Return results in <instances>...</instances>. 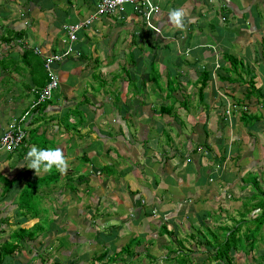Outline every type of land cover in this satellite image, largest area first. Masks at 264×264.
<instances>
[{
	"label": "crops",
	"instance_id": "crops-1",
	"mask_svg": "<svg viewBox=\"0 0 264 264\" xmlns=\"http://www.w3.org/2000/svg\"><path fill=\"white\" fill-rule=\"evenodd\" d=\"M141 1L145 3L143 7L138 5L135 9L134 5L126 6L121 18L115 15L98 16L79 29L72 43L74 51L67 53L63 26L88 19L95 11L97 0H0V41L1 37L9 38L15 32L22 33L21 38L3 43L0 49V135L9 122L20 120L23 116L21 124L25 131L21 145L14 151L0 149V168L6 173L0 171V180H3L0 186V222L5 221L9 214L13 216V212L20 208L17 205L18 195L16 198L14 194L9 197L10 193L7 192L11 190L5 191L4 184H13L12 180L24 176L25 172L29 175L34 172L33 177L38 176L26 166V154L32 141L41 142L36 134L41 130L42 117L48 118L49 123L44 130L45 135L64 151L69 160L65 174L55 169L39 174H54L56 177L50 181L61 179L69 189L65 190L66 200L61 201L59 197L63 193L57 199L53 195L49 197V193L53 194L54 191L47 188V198L61 201L56 204V226L53 225L58 229L52 231L64 233L66 241H71L74 233L67 226L72 223L75 211L78 217L81 210L75 206L74 192H96L93 193L96 201L92 203V207L96 208L94 212L103 218L112 213V219L121 223L118 232L126 233L122 225L129 219L135 221L138 216L132 206L138 208L145 219L135 223L141 224L140 229L149 238L154 225L172 234L179 233L177 221L182 223L184 218L193 216L188 213L191 209L195 210L190 201L201 194H209L211 187H221L223 178L217 180V166L209 162L217 158L216 152L219 153L220 148L223 151L230 138L222 135L226 126L218 119L204 122L208 119L207 112L213 113L214 108L218 107L216 85L223 86L227 82L219 78L224 74L220 66L227 65L225 54H234L233 44L238 37L234 35V26L242 17L240 9H244L246 3L243 0ZM175 8H182L186 13L182 30L168 21L169 10ZM149 25L153 28H149ZM155 28H159V32ZM33 48L41 51L39 56L33 52L40 60H30L35 54L25 59L23 49ZM3 54H8L7 59L14 60L13 64H4L6 58ZM51 54L61 56V60L51 64L59 81L52 94L53 101L47 106L35 105L34 108L38 107V110L31 109L35 100L33 88L35 85L41 87L47 81L44 59ZM17 63L20 64L19 70H16ZM110 65L115 66L109 68ZM33 69H38L37 78H26ZM106 71L114 72L122 79L128 78L129 92L121 95L120 88L112 90L115 80L111 82V78L105 76ZM7 77L10 79L5 82ZM205 78L206 82L203 81ZM202 82L205 84L202 91L205 92L200 95ZM107 85L110 94L107 93ZM4 87L10 94L7 100L10 105L1 104L5 100ZM120 96L124 97L125 103L118 99ZM40 107L43 108L42 113ZM33 109L38 113L34 115ZM181 111L191 118H187L191 124L190 134L183 137L179 125L183 122L179 118ZM197 116L204 121L195 120ZM132 124L133 131L129 129ZM106 128L109 130L103 132ZM176 134L177 140L173 139ZM219 138L223 139L219 142ZM73 140L79 143L72 144ZM107 144L109 147L104 149ZM167 144L172 146L168 152ZM95 145H103V149H95ZM149 147L157 155L152 154ZM227 157L233 156L228 152L223 161ZM112 168L114 170H106ZM137 169L144 174V180L138 178ZM204 170H208L206 173L212 179H207L212 183L203 178ZM86 171H90L91 175ZM16 172L19 173L17 177L9 179L7 174L14 175ZM160 183L164 184L163 188L159 187ZM209 183L211 186L204 190ZM175 186H179L176 194L171 190ZM150 191L155 192L153 197ZM141 192L147 194L145 202L140 199L142 196L136 199ZM108 194H113L116 199L120 195V205L114 201L109 205V198L105 197ZM101 195L103 201L100 200ZM121 196L127 202L121 201ZM159 197H165L167 201L162 202L158 200ZM128 199L132 204L121 208L122 204L128 203ZM138 200L140 207L137 206ZM186 200L187 205H184ZM90 207L88 204L86 209ZM19 211L15 212L12 220L16 222V230L19 227L27 228L23 223L30 219L29 214ZM121 215H125L122 216L124 218ZM131 215L134 219L130 218ZM197 217L199 214L193 216ZM37 221L38 217L35 216L33 223L37 225ZM4 223L10 230L9 223ZM44 229L36 234L35 239L42 235ZM12 231L7 232L1 240L9 239ZM123 233L115 237L123 240L127 235ZM132 239L136 240V237L133 235L128 241ZM148 245L154 247L153 244Z\"/></svg>",
	"mask_w": 264,
	"mask_h": 264
},
{
	"label": "rangeland",
	"instance_id": "rangeland-1",
	"mask_svg": "<svg viewBox=\"0 0 264 264\" xmlns=\"http://www.w3.org/2000/svg\"><path fill=\"white\" fill-rule=\"evenodd\" d=\"M242 2H245L246 5H244V9H240L243 15L242 17L240 16L239 22L234 26V35L238 37L233 44L232 51L234 55L237 56V61L241 62V60L245 58L251 72L249 75L242 73V78H239L238 74L232 72L230 74L233 77L232 80H227L223 86L222 84H217V88L215 87L219 95L217 97L218 107L214 108L212 111L213 113L207 112L208 119H206L207 122L204 123H209L212 119H218L220 123L222 122L223 126H226L225 132L222 130V135L225 134L230 139L226 142L227 145L224 146L223 151H221L220 148L219 153L218 151L216 152L218 154L217 158L211 159L209 162L210 164L215 163L217 166V169L215 168V175L218 177L217 180H221V177L223 178L221 187H211L209 194L200 193L201 195L198 196L196 200L190 201V204H193L195 210L191 209L188 213L193 216L199 214V218H193V216L189 219L184 218L182 223L178 220L179 233L175 232L174 234L164 228L158 229V226L154 225L152 234L149 233V238H146V232H142L140 229L141 224L135 223L136 221L142 222V220L145 219L144 215L142 216V212L138 208L137 210L136 207L132 206L133 211H135L138 217L135 221L129 219L124 226L122 225L127 235L125 238L124 236L122 237V239L124 238L123 240H120V238L117 239V237L123 233L122 231L118 232L121 225H119V221L112 219L113 217L110 216L112 213H110L108 217L103 218L97 216L98 213L94 212L96 208L92 207V203L96 202L94 200L95 196L93 195V193L96 192H74L72 195L74 197L73 200H75V206H78L81 210H79L78 217L75 211V217L71 223L73 226L71 224L67 226V228L70 227L72 229L71 232L74 231V233L72 234V240L66 241L64 233H54L52 229H58L53 226H56V224H54L56 223V221H54L57 211H55L56 204L61 203L62 200H66L65 190L69 189L63 184L61 179L54 182L50 181L48 179L49 172L44 175H38L37 177H33L34 172L31 175L25 172L24 176L13 179L20 173L19 171V173L16 172L14 175L7 174V176H10L9 179H13V184L10 187L11 191H8L7 194L10 193V195H8L9 197H12L14 194V198H16L19 193L18 190L22 188L26 181L27 185L30 186L27 188L29 193L26 195V198H28V206L21 204L22 206L19 209L23 213L29 214L30 219L28 220L29 222H24L23 224L27 225V228L30 230L35 229L34 226L36 225L33 222L35 216H37V226L43 225L45 229L42 231V235L38 236L36 239L35 235L33 238L25 236L20 240H16L19 241V249L11 255H8L3 261V264H217V260L212 257L215 254L217 243L219 242L218 246H221L224 237L229 242L234 239V234H230L227 228L223 229V226L232 228L237 226V224H239V233L237 235L241 236V241H243L246 246L252 241L254 248L251 249V252H246V249H239L238 247L232 249L229 253V256L232 257L231 262L233 264H264L263 203L258 207V202L261 197L264 198V0H243ZM230 25L232 26V24ZM231 26L229 27L232 28ZM7 42V40H1L0 49L3 47V43L6 44ZM23 51L25 52V59L29 55H33L34 52L28 49H23ZM3 56L6 58V60L3 61L4 64L7 62L13 64L14 60L7 59L8 54H3ZM35 56L36 55H33L30 60L40 59ZM20 58L22 59L23 57L20 56ZM241 65L239 63V68H242ZM19 66L20 64L17 63L16 70H19ZM114 66L115 65H110L109 68ZM121 69H123L122 66ZM143 70L144 69L140 71L142 72ZM37 73L38 69H33L32 72L30 71V73L26 75V78H37ZM120 75L122 76L123 73L120 72ZM105 76L109 79L111 78V82L115 80V85L111 86L112 90L115 91L120 88L121 95L124 94L125 91L129 92L130 88L129 84L127 87V83H130V81L128 78L122 79L114 72H107ZM252 76H254L255 84L253 87L255 91L252 92L253 95H250L251 92L249 90L251 87L249 83ZM9 79L10 78L7 77L5 82ZM37 86L35 85V87ZM165 86L168 85L165 84ZM101 88L103 87L101 86ZM106 89L107 93L110 94L108 85ZM213 89L214 88H211V90ZM201 92L204 93L205 91L203 90ZM9 95L10 94L6 92V87H4L3 96L5 100L1 104L10 105L7 101ZM53 98L54 96H51V100H48L49 102L46 101L42 103L43 106L49 105V103L53 101ZM195 98L197 99L196 96ZM118 99L124 100V97L120 96ZM182 99L184 100V98ZM185 101L187 102L188 100ZM176 104L178 103L176 102ZM194 105L197 106L195 102ZM195 106L192 108H195ZM34 109L38 110V107ZM34 109L33 112L35 115L38 111ZM40 110L42 113L43 108L40 107ZM255 116L258 118L254 120L253 117ZM179 118L183 120L182 123H179L180 131L184 133L182 135L183 137L186 134H190L191 124L187 118L190 120L191 118L185 116L183 111H181ZM195 120L199 122L204 121L202 117L198 116L195 117ZM40 123L41 130L36 135L41 142L32 141L31 145H37L38 143V148L40 146L41 148L50 146L57 147L54 141L50 138L48 139L44 132V130L48 128V118L42 117ZM128 124L129 122L127 121V126ZM129 129L133 131V124L130 125ZM106 130L109 129L106 128L103 132ZM177 131L179 132V129H177ZM173 132L176 133V130L173 129ZM177 134L173 139L177 140ZM221 139L223 138H219V142ZM50 141H52V143ZM75 143L78 144L79 141L73 140L72 144ZM146 146H148V142ZM161 146H159V148L163 150ZM94 147L100 151L103 149V145H95ZM108 147L109 145L107 144L104 149ZM165 147L168 152L172 146L167 144ZM15 149L9 150V152ZM187 149L189 150L190 148L187 147ZM203 151L202 147L201 152ZM150 152L157 155L155 151H151V148ZM228 152L233 157H227L223 161V157ZM90 162L91 161H89V163ZM11 164H13V162H11ZM212 167L214 168V166ZM106 170H114V168ZM0 171L5 173L3 168H0ZM207 171L208 170H204L203 178L205 177V180L210 182L212 178H209L206 173ZM209 171H211V169H209ZM85 173L91 175L90 171H86ZM137 173L138 178L144 180L145 176L140 169H137ZM69 177L71 178L72 176ZM71 179L74 180L73 177ZM1 180L0 186H2L1 183L3 182V180ZM120 180L122 181L121 177ZM254 181H257V184H254ZM210 183L209 185L207 184L204 190H208V187L211 186ZM256 185L257 189L255 191L254 187H256ZM100 186L101 184L99 183L98 187ZM115 187L117 188V185ZM159 187L163 188L164 184L160 183ZM178 187L179 186L172 187L171 190L176 194L178 193L176 190ZM47 188L54 191L53 194L49 193V197L53 195V197L57 199V196L63 193L62 196L59 197L61 201L47 198ZM254 191L257 192L258 195L256 198L252 199L250 196ZM152 193L153 197L155 192L153 191ZM166 194L167 192L165 195ZM140 196H142L140 199L144 200L142 202H145L147 194L141 192L137 195L136 199ZM101 197L103 196L101 195L100 198ZM105 197L109 198L107 200L110 201L109 205H111L113 201L116 205H120V195H117L119 200L113 198V194L105 195ZM122 198L121 196V201L124 202L125 200H122ZM67 200L69 201V199ZM100 200L103 201V198ZM158 200H163L162 202L167 201L165 197H159ZM187 200L189 201V199ZM187 200L184 205H187ZM88 204H90L91 207L86 209ZM129 204H132L131 199H128L127 204H122L121 208L125 209ZM23 206L27 207V210ZM137 206H141L139 200ZM19 209H17L18 212H20ZM1 212L2 211H0V213ZM15 212H13V216L10 214L6 216V220L3 221L9 223L10 230L8 226L5 227V223L3 225V222H0L2 229L0 231V243L10 239H6V237L4 240H1L7 232L16 230V222L12 221L15 217ZM201 214L204 216H200ZM122 216L125 215H121V217ZM19 217H21V215ZM82 217L85 218L82 219ZM255 217L261 220L263 219V222L257 229H255ZM130 218H133V216L131 215ZM244 232H246V234H244ZM133 235L136 237V240L132 239V241H128ZM149 243L153 244L154 247L152 248L149 246ZM224 264L228 263L224 262Z\"/></svg>",
	"mask_w": 264,
	"mask_h": 264
},
{
	"label": "trees",
	"instance_id": "trees-1",
	"mask_svg": "<svg viewBox=\"0 0 264 264\" xmlns=\"http://www.w3.org/2000/svg\"><path fill=\"white\" fill-rule=\"evenodd\" d=\"M21 34H22L21 32H15L12 37H9V38L1 37V40L10 41V40H12L14 38H21ZM24 54H25V52H24ZM33 54H35V53H33ZM36 54H38V56H39L42 53L40 52V53H36ZM225 60L227 61V65L225 63L222 66H220L221 71L224 73L223 75H221V77H219L221 81H225L224 79L232 80L233 77L230 75L232 72L238 74L239 78H242V73H246L247 75L250 74L251 69L249 68V65H248V63L246 62L245 59H243V60H241V62H239V61H237V56H235L234 54L230 53V54H225ZM239 63H240V65L242 64L241 65L242 68H239V66H238ZM254 76H252L250 78V83H249V85L251 87L250 90H249L251 92L250 95H253L252 92L255 91V89L253 87V85L255 84ZM46 80H47V78H46ZM206 80H207V78H205L203 81L206 82ZM204 85L205 84L202 82V84H201V86L199 88L200 95H201L202 88H204ZM33 105H35V104H33ZM39 105H43V104L42 103L37 104V106H39ZM32 108H34V106H31V109ZM242 113H244V112H242ZM257 118H258L257 116L253 117L254 120L257 119ZM55 177L56 176L54 174L48 175V179L49 180L50 179H54ZM41 180H42V178H41ZM254 184H257V181H254ZM11 185H12V182L4 184L5 191L9 190ZM28 187H30V186H28L26 181H25L24 185L19 190L18 201H19V206L20 207L22 205L28 206V198H26L27 193H29V191L27 190ZM254 189L256 191L257 185H256V187H254ZM255 191L250 196L252 199L256 198L257 195H258L257 192H255ZM30 194H31V192H30ZM258 203H259L258 207H260L261 204L263 203V208H264V198L263 197H261V199H260V201ZM24 208L27 210V207H24ZM254 221L256 223L255 229H257L261 225V223L263 222V219L261 220L258 217H255ZM238 226H239V224H237V226L232 227V228L223 226V229L227 228V230H228V232L230 234L231 233L234 234V239H233V241L229 242L224 237L221 246H218L219 242L217 243V248H215V254L212 256L213 258H215L217 260V264H224V262H227L228 264H233L231 262L232 261V257L229 256V253L231 252L232 249H235V248L238 247L239 249H241V248L246 249V252H251V249L254 248V246L252 244V241L249 242L248 246H246L243 243V241H241V238H240L241 236L237 235L239 233ZM34 227H35V229H32V230H30L29 228L19 227L17 230H13L11 232V236H10L9 240H6V241H3L2 243H0V264H3V261L5 260V258L8 255H11L13 252H15V251H17L19 249V246H20L19 245V241H16V240H20V239H22L25 236L28 237V238H33L38 232H40L44 228L43 225L42 226L41 225H39V226L36 225ZM244 234H246V232H244ZM263 263H264V258H263Z\"/></svg>",
	"mask_w": 264,
	"mask_h": 264
},
{
	"label": "built area",
	"instance_id": "built-area-1",
	"mask_svg": "<svg viewBox=\"0 0 264 264\" xmlns=\"http://www.w3.org/2000/svg\"><path fill=\"white\" fill-rule=\"evenodd\" d=\"M143 1L141 0H128L127 3L123 5H115L112 7V0H97L95 11L83 22L76 23H66L63 26V32L65 35V40L67 41V50L66 52H73L72 43L77 38V31L82 27L88 25L92 20L97 18L98 16H111L115 15L118 18H121L122 15L126 11V6L134 5V8L137 9L138 5L143 7ZM121 7L123 11H121ZM36 53H39L40 50L38 48H34ZM44 66L47 72V81L41 87H34L33 91L35 92V100L33 104L37 105L43 102H46L51 98L53 91L58 86V77L53 73V69L51 68V64L53 62L61 60V56L57 54H51L49 56H45ZM31 105V106H35ZM24 116L20 120H13L9 122L0 135V149L4 150H12L19 147L25 137V131L22 127L21 122L23 121Z\"/></svg>",
	"mask_w": 264,
	"mask_h": 264
},
{
	"label": "clouds",
	"instance_id": "clouds-1",
	"mask_svg": "<svg viewBox=\"0 0 264 264\" xmlns=\"http://www.w3.org/2000/svg\"><path fill=\"white\" fill-rule=\"evenodd\" d=\"M127 2L128 0H112V7L123 5ZM120 10L123 11V8L121 7ZM185 17L186 13L182 8L170 9L168 12L169 23L177 29L182 30L185 27ZM188 22L191 23V21ZM149 28L152 29L153 26L149 25ZM154 30L159 32V28H155ZM26 159L28 160L26 166L34 170L37 175L42 171L52 172L53 169L61 174H65L69 168V160L60 147L38 148L36 145H32L26 154Z\"/></svg>",
	"mask_w": 264,
	"mask_h": 264
},
{
	"label": "bare ground",
	"instance_id": "bare-ground-1",
	"mask_svg": "<svg viewBox=\"0 0 264 264\" xmlns=\"http://www.w3.org/2000/svg\"><path fill=\"white\" fill-rule=\"evenodd\" d=\"M13 150V149H12Z\"/></svg>",
	"mask_w": 264,
	"mask_h": 264
}]
</instances>
